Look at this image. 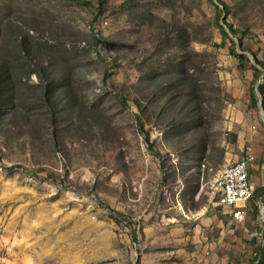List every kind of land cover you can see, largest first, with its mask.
<instances>
[{
	"label": "rangeland",
	"instance_id": "obj_1",
	"mask_svg": "<svg viewBox=\"0 0 264 264\" xmlns=\"http://www.w3.org/2000/svg\"><path fill=\"white\" fill-rule=\"evenodd\" d=\"M20 35L37 68L2 121L0 264H264V0H0V55ZM39 71L69 75L55 136ZM248 151L237 220L213 183Z\"/></svg>",
	"mask_w": 264,
	"mask_h": 264
},
{
	"label": "trees",
	"instance_id": "obj_2",
	"mask_svg": "<svg viewBox=\"0 0 264 264\" xmlns=\"http://www.w3.org/2000/svg\"><path fill=\"white\" fill-rule=\"evenodd\" d=\"M224 11H228L225 7ZM231 29L235 30L232 25ZM236 32V31H235ZM20 45L22 50H20V54L15 56L11 59H8L5 55H0V132L4 133L3 131V119L6 114H10L13 111H18V101H23L22 97L17 96V82L16 78H26L30 76L31 71H23L24 68L34 66L37 68V48L31 44L27 37L20 35ZM242 57V56H240ZM45 59L52 60L51 58L45 57ZM261 62L260 59H257ZM43 66V65H42ZM255 76L259 78L261 75L260 69L255 67ZM15 71H22L20 74L16 73ZM37 73V71H34ZM41 74V80L45 84L47 89H50L53 93L51 96L47 92L43 104L44 109L47 112L48 116L53 122V135L55 136L57 133V128L60 125V118H59V111L56 108V105L53 102L54 97V85L56 80H64L69 77L66 72L58 71H39ZM261 90L262 87L260 86ZM119 100L123 105H128L127 97L118 92L116 93ZM25 125L29 126V119H26ZM261 187L258 186L256 190H259Z\"/></svg>",
	"mask_w": 264,
	"mask_h": 264
},
{
	"label": "built area",
	"instance_id": "obj_3",
	"mask_svg": "<svg viewBox=\"0 0 264 264\" xmlns=\"http://www.w3.org/2000/svg\"><path fill=\"white\" fill-rule=\"evenodd\" d=\"M254 156L256 155L252 151H248L231 163L225 175L224 190L218 193L220 203L233 207V214L237 219L246 217L245 207L253 180L251 170Z\"/></svg>",
	"mask_w": 264,
	"mask_h": 264
},
{
	"label": "bare ground",
	"instance_id": "obj_4",
	"mask_svg": "<svg viewBox=\"0 0 264 264\" xmlns=\"http://www.w3.org/2000/svg\"><path fill=\"white\" fill-rule=\"evenodd\" d=\"M255 161H256V156H254L253 158V168H254V165H256ZM232 162L227 163L214 180L213 187L217 193H220V191L224 190L225 175L227 174V169L231 165ZM256 188H257V184L252 180V185L249 188L248 202L254 197Z\"/></svg>",
	"mask_w": 264,
	"mask_h": 264
},
{
	"label": "crops",
	"instance_id": "obj_5",
	"mask_svg": "<svg viewBox=\"0 0 264 264\" xmlns=\"http://www.w3.org/2000/svg\"><path fill=\"white\" fill-rule=\"evenodd\" d=\"M257 158V157H256ZM256 165H254V167H255ZM252 171V170H251ZM252 179H253V177H252ZM253 181H254V179H253ZM257 184V187L259 186L258 185V183H256ZM216 192V191H215ZM216 194H217V199H218V193L216 192ZM218 202L220 203V201H219V199H218ZM251 202H252V199L246 204V207H245V211H246V217H247V215H248V213H249V211L251 210ZM221 204V203H220ZM228 208H230L229 210H230V212L232 213V216L235 218V219H237L235 216H234V214H233V210H234V208L233 207H231V206H227ZM246 217L244 218V219H237V220H245L246 219Z\"/></svg>",
	"mask_w": 264,
	"mask_h": 264
}]
</instances>
